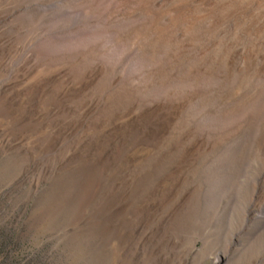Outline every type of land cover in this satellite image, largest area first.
<instances>
[{
  "label": "rangeland",
  "instance_id": "obj_1",
  "mask_svg": "<svg viewBox=\"0 0 264 264\" xmlns=\"http://www.w3.org/2000/svg\"><path fill=\"white\" fill-rule=\"evenodd\" d=\"M94 1L0 0V42L6 40L0 44V88L22 81L34 64L36 72L69 65L67 77L76 81L81 70L99 63L96 81L84 92L88 98L111 93L114 109V99L134 94L133 111L164 104L173 107V118L158 136L146 138L139 129L120 139L119 164L108 177L86 157L99 116L47 152L52 128L17 124L0 101V264H128L130 247L124 249L123 240L142 233L152 234L150 245L134 264H264V0H179L191 6L187 19L171 30L170 42L153 45L151 16L140 14V0ZM164 1L159 8L157 0L147 3L153 10L167 6L160 19L167 25L179 1ZM60 86L53 83L50 96ZM64 157L68 161L60 164ZM147 175L151 179L139 184Z\"/></svg>",
  "mask_w": 264,
  "mask_h": 264
},
{
  "label": "bare ground",
  "instance_id": "obj_2",
  "mask_svg": "<svg viewBox=\"0 0 264 264\" xmlns=\"http://www.w3.org/2000/svg\"><path fill=\"white\" fill-rule=\"evenodd\" d=\"M94 1V0H93ZM112 1V0H111ZM110 1V2H111ZM114 1V0H113ZM126 1V0H125ZM164 0H157V7H161L163 5ZM179 1V0H177ZM194 1V0H193ZM209 1V0H208ZM211 1V0H210ZM228 2L230 0H222ZM221 1V5L222 4ZM92 2V1H91ZM99 2V1H98ZM102 2V1H101ZM109 2V3H110ZM148 0H140V4H139V8H140V14L145 13L151 16V22H150V29L153 32V37H152V45L153 44H159L162 43L164 41H166L168 39V35L170 34L171 30L176 26L177 22L179 23V21L183 20L184 18H186L185 14L186 12H188V8L191 6H188L186 3H183L181 1H179L176 5H174V7L172 8L171 12H168V14H170V20H169V24L167 25H163L164 23L160 24V19L161 17L166 13L165 8L163 10H153L148 6ZM150 2V1H149ZM153 2V1H152ZM219 2V1H218ZM217 2V3H218ZM233 2V0H232ZM237 2V1H236ZM242 2H245L242 1ZM253 2V1H252ZM259 2V1H258ZM21 3V2H20ZM95 3V1H94ZM104 2H102L103 4ZM108 3V5H109ZM166 3V2H165ZM172 3V2H171ZM195 3V8H196V2ZM203 4V2H201ZM211 3V2H210ZM246 3V2H245ZM112 4V3H111ZM175 4V2H174ZM192 4V3H191ZM207 4V3H205ZM203 4V5H205ZM209 4V3H208ZM219 4V3H218ZM218 4L216 5V7L218 6ZM241 4V1L240 3ZM238 4V5H239ZM243 4V3H242ZM241 4V5H242ZM255 4V1H254ZM258 4V3H257ZM261 4H263L261 2ZM91 5V4H89ZM94 5V4H93ZM96 6H98V4H95ZM107 5V4H106ZM119 5V4H118ZM193 5V4H192ZM198 5V4H197ZM237 5V4H236ZM236 5H233V9L236 7ZM237 5V7H238ZM245 5V4H244ZM249 5V3H248ZM247 5V6H248ZM2 6V5H1ZM6 6V4H5ZM10 6V4H9ZM8 6V7H9ZM105 6V5H104ZM170 6V5H169ZM235 6V7H234ZM253 6V5H252ZM261 6V5H260ZM7 7V6H6ZM85 7V6H84ZM88 7V6H87ZM103 7V5L101 6ZM107 7V6H106ZM105 7V8H106ZM229 7V5H228ZM241 7V6H240ZM1 8V7H0ZM19 8V7H18ZM80 8V6H79ZM97 10L100 9L98 7H95ZM128 8V7H127ZM194 8V11H195ZM198 8V6H197ZM201 5L199 7V9L196 10H200ZM215 8V7H214ZM230 9V13L232 12ZM246 8V6L244 7ZM250 7L248 6V9ZM11 9V8H10ZM39 9V8H38ZM78 9V8H77ZM110 9V7H109ZM169 9V8H168ZM203 9V7H202ZM211 9V8H210ZM209 9V10H210ZM236 9V8H235ZM252 9V8H251ZM256 9H260V8H256ZM262 9V8H261ZM260 9V10H261ZM193 10V8H192ZM215 10V9H213ZM212 10V11H213ZM226 10V9H225ZM263 10V9H262ZM205 11V10H204ZM229 11V9L227 10V12ZM235 11V10H234ZM93 12V10H92ZM38 13V12H37ZM36 13V14H37ZM100 13V12H99ZM229 13V14H230ZM207 14V13H206ZM217 14V13H215ZM220 14V13H219ZM224 14V13H223ZM227 13H225L226 15ZM5 15V14H4ZM192 15H195L196 17L198 16H203V13H192ZM254 15V14H253ZM252 15V16H253ZM36 16V15H35ZM131 16V15H130ZM194 16V17H195ZM217 16V15H216ZM219 16V15H218ZM221 16V14H220ZM230 16V15H229ZM236 16V15H235ZM239 16V15H238ZM37 17V16H36ZM35 17V18H36ZM39 17V16H38ZM193 17V16H192ZM237 17V16H236ZM2 18V17H1ZM34 18V19H35ZM147 18V17H146ZM166 18V17H165ZM214 18V17H213ZM212 18V19H213ZM216 18V17H215ZM218 18V17H217ZM219 18H223V17H219ZM216 19L217 21L219 20ZM228 18V17H227ZM252 17H250L251 19ZM257 17H255L256 19ZM27 19V18H26ZM187 19V18H186ZM185 19V20H186ZM195 19V18H194ZM230 19V18H229ZM244 19V18H242ZM241 19V20H242ZM249 19V20H250ZM258 19V18H257ZM196 20V19H195ZM194 20V21H195ZM200 20V18L198 19ZM223 20V19H222ZM233 20V19H232ZM241 20H239L241 22ZM247 20V21H249ZM2 21V20H1ZM0 21V22H1ZM29 21V20H28ZM163 21V20H162ZM189 20H187L188 22ZM194 21H191L192 23ZM238 21V22H239ZM245 21V22H247ZM254 21V20H253ZM18 22V21H17ZM146 22V21H145ZM183 22H185L183 20ZM196 22V21H195ZM231 22V20H230ZM23 23V22H22ZM39 23V22H38ZM201 23V22H200ZM261 23V22H260ZM147 24V23H146ZM181 24V22H180ZM206 24V23H205ZM253 24V23H252ZM251 24V25H252ZM256 24V23H255ZM148 25V24H147ZM198 25V23H197ZM201 25V24H200ZM230 25V24H229ZM232 25V24H231ZM244 25V23H243ZM258 25V24H257ZM146 25H144L145 28ZM190 26V25H189ZM242 26V25H241ZM254 26V24H253ZM261 26V24H260ZM259 26V27H260ZM186 27V26H185ZM197 27V26H195ZM223 27V26H222ZM248 27V25H247ZM27 28V27H26ZM140 28V27H139ZM143 28V27H142ZM224 28V27H223ZM254 28H256V26H254ZM262 28V27H261ZM22 29V28H21ZM182 29V28H181ZM180 29V30H181ZM187 29V28H186ZM197 29V28H195ZM207 29V28H206ZM214 29V27L212 28ZM35 30V29H34ZM111 30V29H110ZM124 30V28H123ZM126 30V29H125ZM135 30V29H134ZM141 30V29H140ZM174 30V29H173ZM172 30V31H173ZM194 30V29H193ZM221 30V29H218ZM217 30V32H218ZM242 30V28H241ZM256 30V29H255ZM263 30V29H262ZM1 31V30H0ZM12 31V30H11ZM253 31V30H252ZM264 31V30H263ZM16 32V31H15ZM111 32V31H110ZM109 32V33H110ZM141 32V31H140ZM151 32V31H150ZM210 32V31H208ZM215 32V31H214ZM255 32V31H254ZM131 33V32H130ZM192 33V32H191ZM207 33V32H206ZM264 32H261V35ZM150 34V33H149ZM212 34V33H210ZM252 35V33H250ZM249 34V36H250ZM2 35V34H1ZM0 35V36H1ZM121 35V34H120ZM123 35V34H122ZM142 35V34H140ZM144 35V33H143ZM148 35V34H147ZM175 35V34H174ZM215 35V33H214ZM213 35V36H214ZM256 35V33L254 34ZM260 35V36H261ZM35 36V35H34ZM129 36V35H128ZM213 36H211L210 38H212ZM238 36V35H237ZM241 36V34H240ZM4 35L0 38H3ZM18 37V36H17ZM23 37V36H22ZM139 37V36H137ZM150 37V36H148ZM251 37V36H250ZM31 38V37H29ZM201 38H205V37H201ZM243 38V37H242ZM5 39V38H4ZM15 39V38H14ZM149 39V38H148ZM147 39V40H148ZM151 39V38H150ZM207 39V38H205ZM1 40V39H0ZM8 40V39H7ZM20 40V39H19ZM127 40V39H126ZM169 40V39H168ZM213 40V39H212ZM6 41V40H5ZM5 41H3L2 43L0 42V44H3L2 46H4ZM122 41V40H120ZM125 41V40H123ZM176 41V40H175ZM181 41V40H180ZM198 41V40H197ZM207 41V40H204ZM209 41V40H208ZM10 42V41H9ZM9 42L7 44H9ZM13 42V41H12ZM26 42V41H25ZM170 42V40H169ZM202 42V41H201ZM233 42V41H232ZM20 43V42H19ZM181 43V42H180ZM187 43V42H186ZM226 43V42H225ZM228 43V42H227ZM237 43V42H236ZM6 44V45H7ZM15 44V43H14ZM25 44V43H24ZM171 44V43H170ZM179 44V43H178ZM182 44V43H181ZM180 44V45H181ZM185 44V43H184ZM229 44V43H228ZM183 45V44H182ZM206 45V44H205ZM240 45V44H239ZM8 46V45H7ZM18 46V45H17ZM155 46V45H154ZM169 46V45H168ZM175 46V45H174ZM234 46V44H233ZM236 46V45H235ZM241 46V45H240ZM240 46H239V50H240ZM144 47V46H143ZM177 47V46H176ZM5 48V47H4ZM8 48H10L8 46ZM18 48V47H17ZM145 48V47H144ZM164 49V48H163ZM185 49V48H184ZM193 49V48H192ZM238 49V47L236 48ZM255 49V48H254ZM2 50V49H1ZM4 50V49H3ZM9 50V49H8ZM177 50V49H176ZM186 50V49H185ZM235 50V49H234ZM90 51V50H89ZM165 51V50H164ZM181 51V50H179ZM183 51V49H182ZM181 51V52H182ZM212 51V50H211ZM77 52V51H76ZM91 52V51H90ZM185 52V51H184ZM243 52V51H242ZM7 53V52H6ZM10 53V52H9ZM223 53V52H222ZM225 53V52H224ZM247 53V52H246ZM249 53V52H248ZM259 53V54H258ZM261 53H264L263 51ZM260 52H257L258 55H261ZM3 54V53H2ZM212 54V53H211ZM244 54V53H243ZM213 55V54H212ZM224 55V54H223ZM228 55V54H227ZM226 55V57H227ZM247 55V54H246ZM245 55V56H246ZM2 55H0L1 57ZM5 56V54H4ZM49 56V54H48ZM214 56V55H213ZM43 57V56H42ZM89 57V56H88ZM229 57V56H228ZM262 57V56H261ZM180 58V57H179ZM252 58V57H251ZM250 58V59H251ZM256 55H255V59H256ZM181 59V58H180ZM230 59V57H229ZM261 59V58H260ZM74 60V59H73ZM238 60V59H236ZM246 60V59H245ZM257 60V59H256ZM5 61L3 60V58H0V62ZM37 61V60H36ZM49 61V60H48ZM71 61V60H70ZM83 61V60H81ZM80 61V63H81ZM242 61V60H241ZM248 61V60H247ZM231 62V61H230ZM235 63V60L233 61ZM4 63V62H3ZM70 63V62H69ZM253 63V62H252ZM255 63V62H254ZM78 65V63H76ZM101 64V63H100ZM264 63H261V65ZM7 65V64H6ZM44 65V64H43ZM82 65V63H81ZM92 65V64H91ZM103 65V64H102ZM233 65V64H232ZM25 66V65H24ZM23 66V67H24ZM69 65L63 64L61 66H57V67H51L46 69V71H42V69H37V72L35 71L37 66L34 64L31 67H28L24 70V74H22V77L20 79H23L20 82H15L13 85H11V82L5 83L2 85L1 88H4L5 93H2L0 95V101H1V108L6 111L8 114L10 113H14L15 114V122L17 124H24L27 127H34L35 129H37L38 131L41 129L45 128L48 130V128H52V133L50 134V136L48 137L46 143L43 145V149L46 150L47 152H49L50 150L57 148L60 144H62L63 141H65L64 139H66L68 136H70V134L73 132V130L76 129H82L85 127L90 126L89 124H92V119L94 118V116L100 118L98 123H93L92 125H94L92 127V129H94V134H93V146H90V149H88L87 153H86V157L88 160H90L92 169H94V171L96 173L99 172H103L104 174L106 173H110L118 164H119V152H121L122 150H119V148L116 146V143L119 142L120 139L126 138V136H128L129 134H133L134 132H137V130L142 129L143 130V135L144 137L148 138L151 136H158L160 134H163L167 125L169 124V121L171 120L172 115L174 114L173 111V107L171 109V106L169 105H162V104H154L152 103V105L150 106H146L143 107L142 110L140 112L137 111H133L132 110V105L135 104L132 97L129 99H114L115 100V105L116 108L113 109V107L111 106V104L114 102L112 99V94L111 93H105V96H100V97H96L95 95L93 97L88 98V95H86L85 90L90 87L91 85L94 84V82L96 81L98 74L100 72V65L99 63L95 64L92 67H88L84 70H81L82 75L76 80L73 81L71 80V78H75L74 77H70V79L67 77V73L69 68ZM71 66V65H70ZM26 67V66H25ZM72 67V66H71ZM103 67V66H102ZM101 67V68H102ZM190 67V66H189ZM225 67V66H224ZM223 67V68H224ZM259 67V66H258ZM39 68V67H38ZM76 68V67H75ZM245 67H243L244 69ZM263 68V67H262ZM261 68V69H262ZM4 69V68H3ZM21 69H23L21 67ZM20 69V70H21ZM198 69V68H197ZM230 69V67H229ZM264 69V68H263ZM19 70V71H20ZM222 70V69H221ZM250 70V69H248ZM22 71V70H21ZM21 71L19 73H21ZM75 71V70H74ZM111 71V70H110ZM208 71V70H207ZM115 73V71H113ZM249 72V71H248ZM252 72V71H251ZM79 73V72H78ZM71 74V73H70ZM104 74V73H103ZM210 76L212 75V73H209ZM246 74V73H245ZM259 74V73H257ZM10 75V74H9ZM75 75V74H74ZM250 75V74H249ZM256 75V74H255ZM261 75V74H260ZM19 76V75H18ZM112 76V75H111ZM216 76V75H215ZM253 76V75H252ZM5 77V76H3ZM20 77V76H19ZM109 77V76H108ZM14 78V77H13ZM12 78V79H13ZM251 78V77H248ZM255 78V77H254ZM16 79V78H15ZM76 79V78H75ZM196 79V78H195ZM113 80V78H112ZM117 80V79H116ZM251 81V79H249ZM248 80V82H249ZM8 81V80H7ZM18 81V80H17ZM110 81V79H109ZM57 83L60 82L61 86L59 88V90L57 91V93L55 95H51L50 96V87L53 83ZM113 82V81H112ZM247 82V80H246ZM255 82V81H254ZM253 82V83H254ZM29 83H34L31 85H29ZM243 83V81H242ZM245 83V82H244ZM117 84V83H116ZM140 84V83H139ZM96 86V85H95ZM242 86V85H241ZM93 87V86H92ZM115 87V85H114ZM133 87V86H132ZM137 87V86H136ZM254 87V86H253ZM0 88V89H1ZM30 88V90H29ZM55 88V87H54ZM94 88V87H93ZM99 88V86H98ZM135 88V87H134ZM238 88V87H237ZM90 89V88H89ZM209 89V88H208ZM239 89V88H238ZM237 89V91H239ZM129 90V89H128ZM243 90V89H242ZM126 91V90H125ZM138 91V89H137ZM241 91V90H240ZM239 91V92H240ZM251 91V89H250ZM258 91V90H257ZM85 92V93H84ZM103 92V91H102ZM107 92V91H104ZM113 92V91H112ZM123 92V90H122ZM129 93V91H127ZM142 92V91H141ZM198 92V91H197ZM243 92V91H241ZM240 92V94H242ZM256 92V91H254ZM253 92V93H254ZM1 93V92H0ZM90 93V92H89ZM235 93L234 91H231V94ZM248 93V92H247ZM250 93V92H249ZM248 93V94H249ZM253 93L252 94L253 96ZM258 93V92H256ZM255 93V94H256ZM126 94V93H125ZM130 94V93H129ZM132 94V91H131ZM130 94V96H131ZM254 94V96H255ZM260 94V93H259ZM263 94V92H262ZM98 95V94H97ZM235 95V94H234ZM264 95V94H263ZM121 96V95H120ZM244 96V95H243ZM114 97V96H113ZM137 97V96H136ZM236 97V95H235ZM237 97H240L237 96ZM246 97V96H245ZM250 97V96H249ZM243 98V97H241ZM255 98V97H254ZM136 99V98H135ZM253 99V97H252ZM264 99V98H263ZM138 100V99H137ZM158 101V100H157ZM255 101V100H254ZM257 101V100H256ZM261 101V99H260ZM136 102V100H135ZM156 102V101H155ZM247 102V101H246ZM245 102V103H246ZM133 103V104H132ZM244 103V104H245ZM72 104V105H71ZM117 104V105H116ZM242 104V103H241ZM240 104V105H241ZM254 108V107H253ZM252 110V109H251ZM105 111V112H104ZM173 111V112H172ZM248 111V109H247ZM254 112V111H253ZM51 113L54 115V120L55 122L47 120V118L45 117V115L48 117V114ZM173 113V114H172ZM4 114V113H3ZM2 115V114H1ZM12 116V115H11ZM51 116V115H50ZM73 116H75L76 118H73ZM95 117V118H96ZM176 117V116H175ZM245 117V116H244ZM241 117V118H244ZM8 118V117H6ZM180 118V117H177ZM248 118V117H247ZM5 119V118H4ZM50 119H52L50 117ZM5 121V120H4ZM3 121V122H4ZM172 122V121H171ZM175 122V121H174ZM173 122V124H174ZM15 123V124H16ZM1 124V123H0ZM3 124V123H2ZM170 125V124H169ZM143 127V128H141ZM179 127V126H178ZM248 127V126H247ZM2 128V127H1ZM9 128V127H7ZM26 128V127H25ZM180 128V127H179ZM28 129V128H27ZM26 129V130H27ZM262 129V128H261ZM6 130V129H5ZM46 130V131H47ZM180 130V129H179ZM23 131H25L23 129ZM32 131V130H31ZM37 131V132H38ZM77 131V130H76ZM36 132V133H37ZM75 132V131H74ZM90 132V131H89ZM8 133V132H7ZM16 133V132H15ZM20 133V132H19ZM18 133V134H19ZM31 133V132H30ZM33 133V132H32ZM35 133V132H34ZM91 133V132H90ZM17 134V133H16ZM27 134V133H26ZM29 134V133H28ZM27 134V136H28ZM40 134V133H37ZM42 134V132H41ZM9 135V134H8ZM193 135V134H192ZM221 135V134H220ZM19 136V135H17ZM41 136V135H40ZM173 136V135H172ZM181 136V135H179ZM26 136L24 135L23 138H25ZM141 137V136H140ZM15 138V136H14ZM13 138V139H14ZM69 138V137H68ZM22 139V138H20ZM19 139V140H20ZM35 139V138H34ZM71 139V138H70ZM139 139V138H138ZM193 139V137H192ZM18 140V141H19ZM125 140V139H124ZM182 140V138H181ZM188 140V139H187ZM195 140V139H194ZM197 140V139H196ZM150 141V140H149ZM236 141V140H235ZM41 142V141H40ZM67 142V140L65 141ZM127 142V141H126ZM148 142V141H147ZM158 142V141H156ZM163 142L164 139H163ZM171 142V141H170ZM182 142L184 143V141L182 140ZM181 142V144H183ZM179 143V142H178ZM186 143V142H185ZM184 143V144H185ZM204 143V142H203ZM68 144V143H67ZM120 144V143H119ZM141 144V142H140ZM143 144V143H142ZM156 144V143H155ZM158 144V143H157ZM168 145L170 143H167ZM183 144V145H184ZM206 144V143H205ZM34 145V144H33ZM72 145V144H71ZM138 145V144H137ZM171 145V144H170ZM173 145V144H172ZM176 145V144H174ZM201 145V144H200ZM35 146V145H34ZM119 146V145H118ZM136 146V145H135ZM148 145H146L147 147ZM156 146V145H155ZM185 146V145H184ZM202 146V145H201ZM149 147V146H148ZM154 147V145H153ZM178 147V146H177ZM180 147V146H179ZM186 147V146H185ZM190 147V146H189ZM24 148V147H23ZM59 148V147H58ZM139 148H144V147H136V149ZM188 148V147H186ZM22 149V148H21ZM128 148H126L127 150ZM27 150V149H26ZM142 150V149H141ZM146 150V149H145ZM182 150V149H181ZM185 150V149H184ZM183 150V151H184ZM60 151V150H59ZM41 152V151H39ZM125 152V151H123ZM157 152V150H156ZM159 152V151H158ZM176 152V151H175ZM178 152V150H177ZM176 152V153H177ZM59 153V152H58ZM57 153V154H58ZM76 153V152H75ZM125 153H128L127 151ZM130 153V151H129ZM147 153V151H146ZM150 153V152H149ZM161 153V152H160ZM170 153V150H169ZM182 153V152H181ZM48 154V153H47ZM49 154H53V153H49ZM74 154V153H73ZM124 154V153H123ZM120 154V155H123ZM140 154V153H139ZM143 155V153H142ZM151 155V154H150ZM149 155V156H150ZM154 155V154H153ZM178 155V154H177ZM183 155V154H182ZM129 156V154H128ZM164 156V155H163ZM162 156V157H163ZM33 157V156H32ZM36 157V155L34 156ZM65 157H67L65 155ZM64 157V159H65ZM127 157V156H126ZM145 157V156H144ZM165 157V156H164ZM122 158V157H121ZM130 159L132 157H129ZM134 158V157H133ZM35 161V158H33ZM37 159V158H36ZM57 159V158H56ZM185 160V159H184ZM68 160H61L60 164H65ZM123 161V160H122ZM183 161V160H181ZM56 162V161H55ZM179 163V162H178ZM182 165V164H181ZM66 166V165H65ZM87 166V165H86ZM90 166V164H89ZM90 166V167H91ZM188 166V165H187ZM63 167V166H62ZM185 167V166H184ZM76 168V167H75ZM83 169V168H82ZM124 169V168H123ZM175 169V168H174ZM74 170V169H73ZM119 170V169H118ZM58 172V171H57ZM62 174V173H61ZM103 174V176H104ZM90 175V174H88ZM108 175V174H107ZM106 175V176H107ZM105 176V177H106ZM145 176V175H144ZM156 176V175H155ZM87 177V176H85ZM93 177V176H92ZM109 177V175H108ZM153 177V176H152ZM107 178V177H106ZM111 178V177H110ZM97 179V177H96ZM95 179V180H96ZM102 179V178H101ZM151 179V177H150ZM149 176L147 175L146 177H143L142 179H140V181H138V183L143 184V181H145V183L147 181L150 180ZM153 179V178H152ZM93 180V178L91 179ZM99 180V179H98ZM107 180V179H106ZM89 181L87 180V182L81 183V188L83 190H81L83 192V194L85 195L87 192H89L90 188H89ZM97 181V180H96ZM95 181V182H96ZM103 181V179H102ZM137 181V180H136ZM135 181V182H136ZM153 181V180H152ZM106 182V181H105ZM102 183V182H100ZM118 183V182H117ZM104 184V183H103ZM97 185V183H96ZM99 185V184H98ZM105 185V184H104ZM122 185V184H121ZM132 185V184H131ZM154 185V184H153ZM102 186V184L100 185V187ZM130 186V185H129ZM169 186V185H168ZM121 187V186H120ZM143 187V186H141ZM170 187V186H169ZM69 188V187H68ZM117 188V187H116ZM130 188V187H129ZM134 188V186H133ZM132 190L129 192L131 193L133 191ZM145 188V187H144ZM154 188V187H153ZM152 188V189H153ZM156 188V187H155ZM101 189V188H100ZM99 189V190H100ZM105 189V188H104ZM135 189V188H134ZM140 189V188H138ZM146 189V188H145ZM145 189L143 191H145ZM113 190V189H112ZM149 190V189H148ZM156 190V189H155ZM116 191V190H115ZM261 191V190H260ZM109 192V191H108ZM117 192V191H116ZM115 192V194H116ZM111 193V192H110ZM121 193V192H120ZM127 194H129L126 191ZM113 194V193H112ZM124 194V193H122ZM170 194V193H169ZM87 196V195H86ZM117 196V194H116ZM124 196V195H123ZM84 197V196H83ZM105 197V196H104ZM110 197V196H109ZM131 197V195L129 196ZM128 197V198H129ZM94 198V197H93ZM113 198V197H112ZM115 198V197H114ZM113 198V199H114ZM72 199V198H71ZM112 199V200H113ZM127 199V198H125ZM68 202V201H67ZM66 202V203H67ZM93 203V202H92ZM104 204V203H103ZM127 204V203H126ZM147 204V203H146ZM57 205V204H56ZM108 205V204H107ZM120 205V204H119ZM88 206V205H87ZM97 206V205H96ZM121 206V205H120ZM130 206V205H128ZM126 207L124 209L129 207ZM119 207V206H117ZM115 208V207H114ZM119 209V208H117ZM133 209V208H132ZM123 210V209H122ZM82 211V210H81ZM111 211V210H110ZM117 211V210H116ZM115 211V212H116ZM102 212V211H101ZM88 213V212H87ZM98 213V212H96ZM111 213V212H110ZM118 213V212H117ZM120 213V212H119ZM121 214V213H120ZM114 215V214H113ZM142 215V214H141ZM158 215V214H157ZM149 216V215H146ZM145 216V217H146ZM119 217V216H118ZM125 217V216H124ZM141 217V216H140ZM144 217V216H143ZM144 217V218H145ZM92 218V217H90ZM126 218V217H125ZM142 218V217H141ZM149 218V217H148ZM82 219V218H81ZM124 219V218H123ZM129 219V218H128ZM146 219V218H145ZM144 219V220H145ZM162 219V218H161ZM92 220V219H91ZM94 220V219H93ZM111 222V221H110ZM132 222V221H131ZM123 223V222H122ZM135 223V222H134ZM140 224V223H139ZM137 225V223H136ZM145 225V224H143ZM142 226V225H141ZM140 225L138 227H141ZM73 227V226H72ZM75 227V226H74ZM137 227V228H138ZM94 228V227H93ZM97 228V227H96ZM133 228H135L133 226ZM109 229V228H108ZM142 229V228H139ZM138 230V229H137ZM136 230V231H137ZM104 231V230H102ZM134 231V229L132 230ZM140 231V230H139ZM86 232V231H85ZM110 232V231H109ZM113 232V231H112ZM143 232V230H142ZM145 232V231H144ZM100 233V232H99ZM148 233V232H147ZM151 233V232H150ZM154 233V232H152ZM94 234V232H93ZM139 235V233H137ZM143 234V233H142ZM139 235L137 236L136 234H130L129 236L127 235V238L125 240H123V245H124V249H126L127 247H130L129 250V259L126 258L128 260V264H134V262H136L137 260H139V258L141 257V254L144 252L146 246H148V243L151 241V235ZM146 234V233H144ZM125 235V234H124ZM90 238V237H89ZM93 239V238H92ZM110 240V238L108 239ZM112 240V239H111ZM119 240V239H118ZM120 240H122L120 238ZM154 240V239H153ZM152 240V241H153ZM115 242V241H114ZM116 244V243H115ZM113 245V244H112ZM150 245V243H149ZM169 246V245H168ZM123 249V250H124ZM116 253V252H115ZM114 253V254H115ZM147 253V252H146ZM162 253V252H161ZM128 255V254H127ZM128 257V256H127ZM156 259V258H155ZM118 262V261H117Z\"/></svg>",
  "mask_w": 264,
  "mask_h": 264
}]
</instances>
